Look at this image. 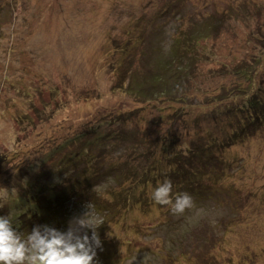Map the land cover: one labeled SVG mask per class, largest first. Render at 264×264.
Returning <instances> with one entry per match:
<instances>
[{"label":"rangeland","instance_id":"1","mask_svg":"<svg viewBox=\"0 0 264 264\" xmlns=\"http://www.w3.org/2000/svg\"><path fill=\"white\" fill-rule=\"evenodd\" d=\"M150 19L147 36L155 41L140 42L146 36L139 26ZM192 21L195 29H215L190 58L185 88L197 113L222 121L225 137L238 118L227 107L249 89L237 90L245 74L264 97V0H0V216L23 218V239V231L46 223L49 187L65 185L56 170L91 130L126 122L132 163L153 150L164 132L158 111L164 102L126 94L125 85L157 75L155 50L164 52ZM258 132L228 148L231 169L220 183L195 191L200 198L183 214L149 203L146 183L128 197L131 186L112 180L97 192L112 212L95 213L90 202L74 200L55 229L67 231L89 211L101 241L94 264H264V128Z\"/></svg>","mask_w":264,"mask_h":264},{"label":"trees","instance_id":"2","mask_svg":"<svg viewBox=\"0 0 264 264\" xmlns=\"http://www.w3.org/2000/svg\"><path fill=\"white\" fill-rule=\"evenodd\" d=\"M149 21L148 26H139L141 35L143 33L146 36V38L138 37L140 42L155 41L154 35L147 36L146 30L151 25V19ZM195 26L192 21L190 24L179 27L170 37L167 50H163L164 52L158 48L155 50L159 61L161 60L160 72L157 71V75L153 73L149 80L142 82L139 86L133 83V79L125 85L126 94L135 92L137 96H147V101L164 102L161 104V109H158L161 113L159 115L161 129H164V132L153 150L149 153V149L142 154L145 157L135 158L140 160L139 162L132 163L133 160L129 159L130 156L127 157L126 152L134 140L129 138L131 127L126 125V122L114 121L112 128L101 125L91 130L92 132L86 134V138L82 140L80 150L67 153L61 161V166H58L56 172L64 177L61 181L66 186L60 185L56 192H52L51 186L49 187L48 201L51 205L45 211L44 215L48 217H44L42 222L46 223H42L43 225L48 224L54 228L63 226L60 220L69 218L68 208L74 200L90 202L95 213L112 212L108 209L112 208L111 204L97 194L98 190L106 187L112 180L118 184L123 183V186H131L128 197L134 196L139 189L134 187L146 183L143 193L144 196H149V203L161 208V211L172 213L170 206L157 205L151 198V192L158 182L169 179L172 182L173 199L177 194L186 192L190 194L195 205L200 198L198 197L200 194L195 191L211 185L212 181L220 183L227 171L231 169L232 162L227 159L228 148L238 145L239 141H250L258 135L261 127L264 128V97L260 96L258 90L253 93L251 74H245L243 88L237 89L239 92H245L249 88L243 95L242 101L227 107V112L238 118L233 124L236 125V129L230 130L225 137L220 119L212 121L209 114L197 113L193 109L191 101L195 100L188 95L189 89L185 88L189 85L191 87L190 58L196 55L201 38L215 29L212 24L208 26V29L212 28L210 31L195 29ZM184 61L187 62L184 64ZM231 94L232 92L229 91L228 95L231 97L229 100L235 101L236 97ZM165 103H171L172 106H162ZM212 122H217L218 130ZM79 136H76L74 141ZM59 147H55L54 151H57ZM111 149L115 155L101 153ZM50 209L52 218L55 219L54 223L52 220L49 221L51 215L47 211ZM20 213L25 217L32 216L30 207L25 209L20 206ZM24 226L23 218L13 223V227L17 229ZM23 232L24 236L29 235ZM96 264L100 263L96 262Z\"/></svg>","mask_w":264,"mask_h":264},{"label":"clouds","instance_id":"3","mask_svg":"<svg viewBox=\"0 0 264 264\" xmlns=\"http://www.w3.org/2000/svg\"><path fill=\"white\" fill-rule=\"evenodd\" d=\"M171 194L172 182L164 179L151 192V198L157 205L170 206L173 214L193 207L190 194L180 193L174 199ZM97 227L88 211L73 218L67 231L36 225L23 239L13 227L11 213L0 216V264H94L96 249L101 247Z\"/></svg>","mask_w":264,"mask_h":264},{"label":"bare ground","instance_id":"4","mask_svg":"<svg viewBox=\"0 0 264 264\" xmlns=\"http://www.w3.org/2000/svg\"><path fill=\"white\" fill-rule=\"evenodd\" d=\"M18 230H21L20 228ZM21 232V231H20Z\"/></svg>","mask_w":264,"mask_h":264}]
</instances>
